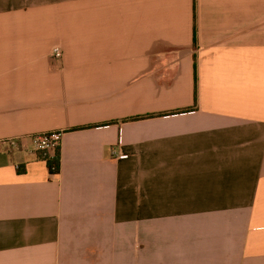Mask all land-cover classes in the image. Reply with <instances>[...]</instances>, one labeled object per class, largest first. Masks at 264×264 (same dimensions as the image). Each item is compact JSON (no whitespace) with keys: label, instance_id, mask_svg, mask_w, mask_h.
Instances as JSON below:
<instances>
[{"label":"crops","instance_id":"0c3cea01","mask_svg":"<svg viewBox=\"0 0 264 264\" xmlns=\"http://www.w3.org/2000/svg\"><path fill=\"white\" fill-rule=\"evenodd\" d=\"M51 132L0 264H264V0H0V142Z\"/></svg>","mask_w":264,"mask_h":264},{"label":"built area","instance_id":"2783aa9c","mask_svg":"<svg viewBox=\"0 0 264 264\" xmlns=\"http://www.w3.org/2000/svg\"><path fill=\"white\" fill-rule=\"evenodd\" d=\"M62 50L59 46H53L50 50L51 60H60ZM61 134L59 132H51L44 134L31 135L25 138L8 139L0 142V151L5 154H11L14 150L23 152L28 156H37L41 160H51L59 151ZM114 155V152H111ZM119 159L125 158L123 155L118 156ZM51 172L56 171V167L50 168Z\"/></svg>","mask_w":264,"mask_h":264},{"label":"trees","instance_id":"16d2710c","mask_svg":"<svg viewBox=\"0 0 264 264\" xmlns=\"http://www.w3.org/2000/svg\"><path fill=\"white\" fill-rule=\"evenodd\" d=\"M44 161H45V160H44ZM45 162H46V164H47V167H48V170H49L50 174H55V173L58 172V162H59L58 152H57V154L55 155V157H54L53 159L48 160V161H45ZM52 166L56 167V171H55V172H51V171H50V168H51Z\"/></svg>","mask_w":264,"mask_h":264}]
</instances>
